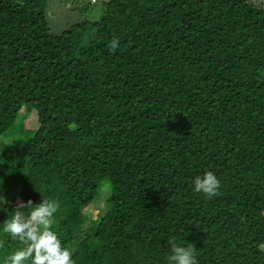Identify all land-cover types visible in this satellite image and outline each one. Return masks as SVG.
Here are the masks:
<instances>
[{
  "label": "trees",
  "instance_id": "obj_1",
  "mask_svg": "<svg viewBox=\"0 0 264 264\" xmlns=\"http://www.w3.org/2000/svg\"><path fill=\"white\" fill-rule=\"evenodd\" d=\"M252 1L106 0L97 20L50 35L46 0H0V138L16 137L0 145V230L43 198L75 264H169L170 239L197 264H264ZM206 171L220 180L211 198L194 191ZM0 241L3 264L22 245Z\"/></svg>",
  "mask_w": 264,
  "mask_h": 264
},
{
  "label": "clouds",
  "instance_id": "obj_2",
  "mask_svg": "<svg viewBox=\"0 0 264 264\" xmlns=\"http://www.w3.org/2000/svg\"><path fill=\"white\" fill-rule=\"evenodd\" d=\"M118 46L119 41L115 38L109 44L112 50ZM193 185L194 191L211 198L217 194L220 180L212 171H206L202 176L194 177ZM0 202H4L2 196ZM14 209L11 218L5 221L0 231L22 246L7 255L3 264H75L72 251L62 246L53 230L56 224L55 214L59 210L56 200L42 198L40 203L34 205L29 199L26 203L19 202ZM24 209L29 211L25 213ZM169 244V264H197L196 248L191 243L181 246L174 239H170ZM3 246L0 241V247Z\"/></svg>",
  "mask_w": 264,
  "mask_h": 264
},
{
  "label": "rangeland",
  "instance_id": "obj_3",
  "mask_svg": "<svg viewBox=\"0 0 264 264\" xmlns=\"http://www.w3.org/2000/svg\"><path fill=\"white\" fill-rule=\"evenodd\" d=\"M106 0H46L45 18L50 35H58L72 24L83 21L97 20L101 14L103 4ZM252 5L264 10V0H253ZM36 127V124H32ZM15 138L3 135L0 145L7 146L12 150V142ZM108 188V186H107ZM4 189L0 187V195L4 197ZM99 207L102 203L98 202ZM63 245V238H59Z\"/></svg>",
  "mask_w": 264,
  "mask_h": 264
}]
</instances>
